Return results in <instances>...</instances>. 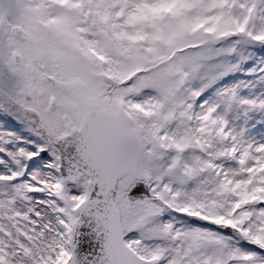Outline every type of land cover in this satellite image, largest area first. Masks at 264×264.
I'll list each match as a JSON object with an SVG mask.
<instances>
[{
    "label": "snow or ice",
    "instance_id": "6c2138e0",
    "mask_svg": "<svg viewBox=\"0 0 264 264\" xmlns=\"http://www.w3.org/2000/svg\"><path fill=\"white\" fill-rule=\"evenodd\" d=\"M253 48L264 0H0V264H264V101L204 98Z\"/></svg>",
    "mask_w": 264,
    "mask_h": 264
},
{
    "label": "rangeland",
    "instance_id": "374dc122",
    "mask_svg": "<svg viewBox=\"0 0 264 264\" xmlns=\"http://www.w3.org/2000/svg\"><path fill=\"white\" fill-rule=\"evenodd\" d=\"M241 52V55L225 62V67L220 70L227 71L228 75L213 85L204 98L210 102H220V93L235 90L242 98L257 103L264 101V49L253 48ZM237 63L238 68L230 67ZM230 119L237 127L246 128L254 138L260 139L264 135V110L234 106Z\"/></svg>",
    "mask_w": 264,
    "mask_h": 264
},
{
    "label": "bare ground",
    "instance_id": "6f19581e",
    "mask_svg": "<svg viewBox=\"0 0 264 264\" xmlns=\"http://www.w3.org/2000/svg\"><path fill=\"white\" fill-rule=\"evenodd\" d=\"M257 140H259L258 138H256Z\"/></svg>",
    "mask_w": 264,
    "mask_h": 264
}]
</instances>
